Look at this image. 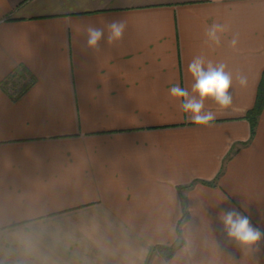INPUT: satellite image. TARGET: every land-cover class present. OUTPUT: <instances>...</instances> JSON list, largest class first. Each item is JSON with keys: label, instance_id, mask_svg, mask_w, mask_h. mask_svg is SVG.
<instances>
[{"label": "crops", "instance_id": "1", "mask_svg": "<svg viewBox=\"0 0 264 264\" xmlns=\"http://www.w3.org/2000/svg\"><path fill=\"white\" fill-rule=\"evenodd\" d=\"M113 20L122 40L86 49ZM195 56L233 77L207 126L169 94H193ZM263 69L264 0H0V264H264V239L241 247L219 219L264 232V110L253 136L245 118Z\"/></svg>", "mask_w": 264, "mask_h": 264}, {"label": "clouds", "instance_id": "2", "mask_svg": "<svg viewBox=\"0 0 264 264\" xmlns=\"http://www.w3.org/2000/svg\"><path fill=\"white\" fill-rule=\"evenodd\" d=\"M107 30V42L113 44L122 40L125 30V24L120 20L107 22L105 27L89 25L86 28L85 48L93 52L101 50L100 42L104 38ZM227 31L223 24L213 23L207 30L208 40L219 46L221 43V34ZM207 43V41H205ZM237 37H233L231 44L235 46ZM226 65L220 63L213 65L211 61L205 64L202 56H195L188 64V72L195 81L191 86L192 95L185 88L178 84L170 88V96L180 99V110L184 113H190L189 119L196 125H210L215 116L210 111H204L205 99L211 98L222 109H228L233 103V97L229 92L233 84V77L230 72L225 71ZM236 81L241 88L247 86V77L243 74L236 75ZM219 219L223 223V231L226 232L229 240H234L241 247L249 250L260 251L258 244L264 239V232L254 226L249 216L244 215L235 208L219 213Z\"/></svg>", "mask_w": 264, "mask_h": 264}, {"label": "trees", "instance_id": "3", "mask_svg": "<svg viewBox=\"0 0 264 264\" xmlns=\"http://www.w3.org/2000/svg\"><path fill=\"white\" fill-rule=\"evenodd\" d=\"M27 87V86H26ZM264 110V69L262 70L259 83L257 85L256 94H255V100L252 107L246 112L245 118L249 121L251 126V134L254 135L256 131V127L258 124V119L260 115L262 114ZM207 184L214 185L215 182H206ZM187 187H180V192L183 191V189L188 188ZM182 202H183V216L179 220L177 225V240L175 244L172 246H164V245H156L155 250H158L165 259L169 260L173 257L175 252L183 245V239H182V225L188 218V211H187V204L185 196L182 194Z\"/></svg>", "mask_w": 264, "mask_h": 264}]
</instances>
